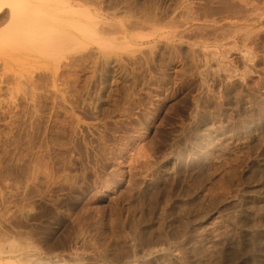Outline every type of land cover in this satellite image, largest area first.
I'll return each instance as SVG.
<instances>
[{"label": "rangeland", "instance_id": "obj_1", "mask_svg": "<svg viewBox=\"0 0 264 264\" xmlns=\"http://www.w3.org/2000/svg\"><path fill=\"white\" fill-rule=\"evenodd\" d=\"M59 2L82 45L0 47V264H264V0Z\"/></svg>", "mask_w": 264, "mask_h": 264}, {"label": "bare ground", "instance_id": "obj_2", "mask_svg": "<svg viewBox=\"0 0 264 264\" xmlns=\"http://www.w3.org/2000/svg\"><path fill=\"white\" fill-rule=\"evenodd\" d=\"M6 6L9 8L10 26L0 33V47L33 56H48L61 50L60 40L82 45L90 31L87 20L97 18L87 9H79L71 3L63 5L59 0H0V22L5 16ZM99 21L105 23L102 19ZM103 43L100 42L101 45ZM106 75L111 78V70H107Z\"/></svg>", "mask_w": 264, "mask_h": 264}]
</instances>
